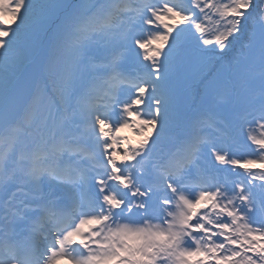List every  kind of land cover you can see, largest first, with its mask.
I'll list each match as a JSON object with an SVG mask.
<instances>
[{
  "label": "snow or ice",
  "instance_id": "obj_1",
  "mask_svg": "<svg viewBox=\"0 0 264 264\" xmlns=\"http://www.w3.org/2000/svg\"><path fill=\"white\" fill-rule=\"evenodd\" d=\"M64 262L264 264V0H0V264Z\"/></svg>",
  "mask_w": 264,
  "mask_h": 264
},
{
  "label": "rangeland",
  "instance_id": "obj_2",
  "mask_svg": "<svg viewBox=\"0 0 264 264\" xmlns=\"http://www.w3.org/2000/svg\"><path fill=\"white\" fill-rule=\"evenodd\" d=\"M11 20H10V18H9V22H10ZM14 26V25H13Z\"/></svg>",
  "mask_w": 264,
  "mask_h": 264
}]
</instances>
